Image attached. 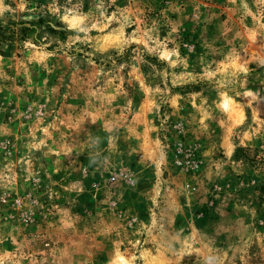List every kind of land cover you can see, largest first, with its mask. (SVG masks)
Wrapping results in <instances>:
<instances>
[{
	"label": "rangeland",
	"instance_id": "374dc122",
	"mask_svg": "<svg viewBox=\"0 0 264 264\" xmlns=\"http://www.w3.org/2000/svg\"><path fill=\"white\" fill-rule=\"evenodd\" d=\"M0 264H264V0H0Z\"/></svg>",
	"mask_w": 264,
	"mask_h": 264
},
{
	"label": "built area",
	"instance_id": "2783aa9c",
	"mask_svg": "<svg viewBox=\"0 0 264 264\" xmlns=\"http://www.w3.org/2000/svg\"><path fill=\"white\" fill-rule=\"evenodd\" d=\"M183 150L182 149H180V150H176V155L175 156H178V155H180V152H182ZM187 157H192V154L191 153H189L188 155H187ZM188 163H191L189 160H188Z\"/></svg>",
	"mask_w": 264,
	"mask_h": 264
}]
</instances>
